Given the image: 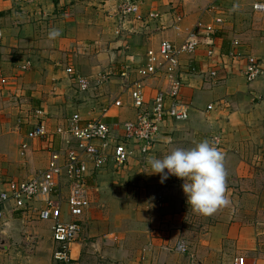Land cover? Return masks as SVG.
I'll return each instance as SVG.
<instances>
[{
    "label": "crops",
    "instance_id": "0c3cea01",
    "mask_svg": "<svg viewBox=\"0 0 264 264\" xmlns=\"http://www.w3.org/2000/svg\"><path fill=\"white\" fill-rule=\"evenodd\" d=\"M118 1L99 0L97 12L94 8L84 7V4L87 3L84 0H0L2 46H9L7 49L6 47L2 48L8 54H16V57L25 59L21 65L27 61L30 65L26 73H20L22 80L17 92H22L26 96L30 95L31 99H34V102L31 100L33 102L30 106L32 110L28 115L30 127L24 133L19 145L20 151V146L26 142L28 149L24 153V161L19 162L25 171L33 170L36 173L18 181H27L44 172L50 152H57L61 148L59 137L55 135L53 136L55 144L51 147H48L47 142L44 141H26V133L40 120L37 112L42 113V121L48 125L50 131H53L54 126L63 125L65 119L73 114H78L85 121L83 115L87 112L88 105L94 106L98 100L91 97L88 104H81L79 99H74L73 94L67 88L70 81L59 69H55V59L52 56H56L57 53L54 51L63 49L65 52L67 49V47L64 49L65 45H75L77 52L72 53V56L75 55L73 60L77 61V68H79V64L85 62L89 75H96L108 68V71L111 72V83L100 88L93 85L94 92L91 94V96H100L99 100H109L105 101L104 107L118 97L119 87L117 88L116 84L119 83V71L124 64L136 65L137 56L141 57L146 49L156 47L158 42L163 39L179 43L185 36L181 33L176 34L174 30H165L164 27V30L159 34L146 38V35H139V33L146 34L141 31V28L137 27V31L134 32V28L129 26L126 27V31L121 32L120 36H115L114 18L111 17L110 12ZM240 1L239 3L242 4ZM239 3L232 6V11L244 10ZM101 4L106 8L101 10ZM171 8L175 10L171 15L161 14L166 26L171 24L174 16L178 13H186V11L182 13L181 8L176 4ZM142 11L146 12L143 4ZM236 15L240 17L239 13ZM196 20L201 21L189 14L185 19V24L190 26ZM70 24L75 31L74 35L65 32ZM231 27L232 25L228 27L225 23L223 31L228 28L226 35H220L215 40L216 51L213 61H207L202 50L197 51L192 57V61L183 60L182 64L185 69L191 65L197 71L184 77L185 85L182 96L191 105L189 120L179 124L167 123L158 142L146 157L148 163L141 164L139 167L145 171L149 170L151 169L149 167L151 159H162L176 148L190 149L200 142L209 141V136L213 133L210 131L221 130L220 132L226 135L224 144L219 149L224 154L226 182L236 184L239 190L238 195L232 198V207L222 208L214 213L216 223L207 232H204V236L209 239L199 244L197 247L199 255L197 256L201 260L199 262L204 264H232L237 257L243 258L245 264H264V182L258 185V191L255 192L252 190L255 185L247 181L246 178L240 177L239 174L243 169L246 170V165L250 166L252 163L242 162L239 158V150L236 149L238 141L242 139L240 134L246 130L245 116L248 112L251 113L253 108H257L259 101L264 98V85L259 80L249 85L244 81L242 71L245 68V58L250 56L251 51L248 46H243L244 43L238 40L236 34H232ZM52 29L59 30L61 34L55 40L50 41L47 39V34ZM234 42L237 43V47L234 46ZM61 45L64 46L61 47ZM82 46L84 51L81 50ZM212 70L217 72L218 80H209V78L207 80L208 72ZM41 82H44V85ZM150 84L153 88L147 90L148 101L159 85L156 81H152ZM122 104L123 109L115 110L111 107L110 117L104 120L109 124H115L132 119L134 109L128 95L122 97ZM208 105L214 106V109L207 112ZM71 107H73V111H70ZM62 118L64 119L62 120ZM3 146L4 143L0 145L1 148ZM14 149L13 147L10 152L16 154ZM137 157L140 156L136 152L134 158L138 159ZM111 167L114 166L107 165L99 172L94 173L92 178L88 179V184L93 187L94 183H91V179L95 182L96 178L101 175L100 173L109 171ZM229 174L231 177H228ZM5 187H0V190ZM63 197L64 199L67 197L65 191ZM234 217L237 218L234 219ZM62 218L66 222L70 221L65 210ZM28 219L29 226H26L24 224L26 219L21 218L19 213L11 214L9 209L5 211V224L0 227L1 245L3 244L0 246V264H57L51 260L52 253L57 248L52 240L51 223L41 222L33 217ZM24 234L30 237L28 242L23 240ZM80 238L70 246L71 261L68 264H89L87 259L81 256ZM29 241L34 243L32 249L28 246ZM160 246L162 245L154 242L146 244L147 256L141 264H164L152 259V254H150L160 251ZM75 248L76 252H74ZM99 248L104 258L101 264H131V262H126V251L118 244L107 241L101 243ZM200 253H210V255L208 257L205 255L204 258V256H200ZM221 255H223L222 258ZM182 258H179L180 263L178 264H187L182 261ZM225 261L227 263H224ZM134 264H139V262Z\"/></svg>",
    "mask_w": 264,
    "mask_h": 264
},
{
    "label": "rangeland",
    "instance_id": "374dc122",
    "mask_svg": "<svg viewBox=\"0 0 264 264\" xmlns=\"http://www.w3.org/2000/svg\"><path fill=\"white\" fill-rule=\"evenodd\" d=\"M84 1L87 2L84 4V7L87 9L94 8L98 12L99 0ZM207 1L208 0H142L141 4L144 5L146 12H158L159 14L164 13L170 15L175 11L171 7L176 4L181 8L182 13L186 11V13L188 12L190 15H194L196 19L201 20L203 23H209L216 16H221L228 27L232 25V34H236L238 40L244 43L243 46H248L250 49V56L247 57L257 59L263 63L264 13H256L251 10L254 0H241L242 4L239 3V0H219L215 2L211 0V3ZM237 3H239L241 8L244 10L232 11V6ZM105 8L106 7H103V4H101V10ZM146 12L143 14H146ZM186 13H178L175 15L171 24L169 26L164 25L161 32L164 30V27L165 30H174L173 24L176 23L177 19H179L181 35L187 34L197 20L194 24L186 26L185 19L189 16V14L187 13V15ZM236 13H239L240 17L236 15ZM205 19L207 21H204ZM116 24L118 25L119 22L116 23L114 18L115 28ZM71 25L72 24L66 28L65 32H70V34L74 35L75 31ZM127 26L134 28V32L135 29L139 27V25L125 24L123 31H126ZM153 27L154 25L150 23L148 29H145L144 31L146 34L139 33V35H146V38L149 37L148 33ZM226 30H228V28H226ZM226 30L222 32V35H226ZM120 34L118 36H120ZM181 42L182 40L179 43H175V45L178 46ZM2 45L0 47V145L4 143V149L3 147H0V187L3 188L7 182L14 180L18 181L19 179H24L28 176L30 177L34 175L36 171H25V168L19 162L24 161L25 159L24 155L19 153V145L22 141L24 133L30 127L28 123V115L32 110L30 106L34 102V99H31L30 95L26 96L25 94H22V92H17L18 86L22 80V75H20V73H26L28 70L27 68L30 66L29 61L21 65V62L25 59L16 57V54H8V52L4 50V47L7 49L9 46L4 45L3 47ZM63 46L64 45H61V47ZM65 47H67L65 52H63V49H59V51H54L57 54L52 57L55 59H53L55 61V69H59L60 72L63 73L72 83L71 84L69 82L67 88L73 94L74 99H79L81 104H88L91 97L98 99L94 106L91 104L88 105L86 109L87 112L83 115L84 117H82L86 119L85 121L99 120L104 124H109L104 119L110 117V110L107 114H105V110H107V106L113 103V101L118 97L113 99L109 105H105L103 107V104H106L109 100H99L101 98L100 96H91L94 92L92 87L86 91H81L78 82L70 80L68 74L66 73V70L71 69L72 72L77 74V77L87 81H95L94 83L96 85L98 83V80H96L97 77H99V75L103 72L108 71V68L107 70L104 69L100 71L96 75L94 74L95 76L89 75V73H87L88 66L85 62L79 64V69L76 66L77 61L73 60L75 55L72 56V53L77 52L75 45H65L64 49ZM156 47L146 49L141 57L137 56L136 63L141 64L140 61L144 57L146 51ZM83 48L84 47L82 46L81 50L84 51ZM203 55L207 61H213L212 58L209 59L206 57L204 51ZM194 56L195 54L184 56L182 57L183 59L181 62L183 63L184 59L192 61V57ZM29 59L32 60L31 58ZM246 59L247 58H245V62ZM182 63L178 73L186 77L187 74L191 73L188 72L189 66L185 69ZM242 72H244V70ZM119 78L120 76L118 75L119 83L116 85L117 88L119 87V91L121 92L122 84L121 79ZM160 80L162 81L163 77L147 82V87L145 86L146 97L148 95V89L153 88L150 83L152 81H156L160 84ZM1 81H4V83H1ZM259 81H261L264 85V78H262V80L259 79ZM110 83L111 79L109 77L108 82L99 83L96 87L100 88L107 86ZM41 84L44 85V82H41ZM123 108L124 106L120 109ZM70 111H73V107H71ZM63 119L64 118H62V120ZM244 121L246 122V130L240 134V138L242 139L238 141L239 143H237L236 149L239 150L240 160L244 163H252V165H246L248 169H243L239 175L254 184L255 186L252 190L257 192L258 185L264 182V98L259 101L257 108H253L251 113H247ZM220 131H210L213 133L209 136L210 140L208 141L212 146L218 149H220V147L224 144L226 136ZM115 142H119V140L116 139ZM54 144L55 143H52V146ZM13 147L15 148L14 151L16 154L10 152ZM248 154L252 156L254 155V157H249ZM146 163H148L147 159L142 160L140 157L138 159L133 158L125 167L120 169L111 167L112 169L110 168L109 171L100 173L101 175L96 178L95 182L91 179V183H94L93 187L88 184V189L90 190V205L86 211L85 217L87 218L84 219L85 221L82 226L80 241L82 244L81 256L82 258L87 259L89 264H101V262H103L104 258L99 245L107 241L113 244H118L124 249V251H126V262L134 264L138 261L139 264H141L147 256V253L145 252L146 244L154 242L159 245L172 247L174 243L179 240H183L187 243L189 247V254L193 256L195 262L200 263L199 261L201 260H199L197 256L199 255L197 247L200 243H202V241L209 239V237L204 236V232H207L209 228L216 223L214 213L209 216H202L193 213L191 208L187 206L186 197L182 191L183 181L177 179L176 177H170L165 182L161 183L159 175H149L151 173V169L145 171L139 167V165ZM149 167L151 168V166ZM229 176L231 177V174H229L228 177ZM238 190L239 189L236 184H232L229 181L226 182V197L229 200V204L219 208L217 211H220L222 208L232 207V198L238 195ZM11 214L14 213L12 212ZM235 218L237 217H234V219ZM4 224L5 221L1 222L0 227ZM24 224L29 226V219L28 221L25 220ZM29 238L30 237L28 235H23L24 241L28 242ZM1 243L2 239L0 238V246L3 245H1ZM33 245L34 243L29 241L28 246L31 249L33 248ZM76 251L77 250L75 248L74 252ZM150 254H152V259L161 261L164 264H178L180 263V257H183L182 261L190 264L188 256H180L166 251L163 248H160V251L156 253L152 252ZM205 255L208 257L210 253H200V256H204V258L206 257ZM222 257L223 255H221V258ZM51 260L52 262H56L53 259V253ZM56 263L58 264V262ZM224 263H227V261Z\"/></svg>",
    "mask_w": 264,
    "mask_h": 264
},
{
    "label": "built area",
    "instance_id": "2783aa9c",
    "mask_svg": "<svg viewBox=\"0 0 264 264\" xmlns=\"http://www.w3.org/2000/svg\"><path fill=\"white\" fill-rule=\"evenodd\" d=\"M215 1L219 0H213ZM252 10L264 13V0L254 1ZM143 13L140 0H119L110 13L116 23L119 22L114 35L118 36L125 24L139 25L141 31H145L152 23L154 27L149 31V36L161 32L164 26L162 15L158 12ZM179 21L177 19L173 24L177 34L181 30ZM224 25L225 21L221 16H216L209 23L197 21L185 34L180 45L161 40L156 48L146 51L141 64H124L119 71L121 92L107 106L105 114L111 107L119 110L123 106L121 97L128 94L134 109L133 118L130 120L104 124L99 120L83 121L78 114H73L65 119L63 125L50 131L48 125L42 121V113L37 112L40 120L26 133V141H44L51 147L55 135L59 137L61 148L57 152H50L44 172L27 181H9L5 189L0 190V223L5 220L7 209L11 213H19L26 220L33 217L41 222H50L52 240L57 247L53 252V259L60 264H68L71 261L70 246L79 240L90 205L88 179L107 165H113L117 169L125 167L135 157L136 152L145 160L161 137L166 123L188 121L190 103L182 96L185 76L178 73L182 57L203 50L207 58L213 59L216 51L215 40L222 35ZM2 40L3 33L0 28V47ZM236 44L234 42L235 47ZM188 72L194 74L197 71L194 66L189 65ZM66 73L70 80L78 82L81 91L95 85V81L81 79L71 69L66 70ZM109 77L111 72H103L97 77L96 85L108 82ZM162 77L163 80H160L161 83L148 101L145 93L147 82ZM243 77L246 84L264 78V62L247 57ZM208 78L219 79L215 70L208 72ZM213 109L214 106L208 105L206 111ZM116 139L119 142H115ZM27 149L25 142L20 146L21 155ZM64 191L67 193L65 199ZM64 210L70 217L68 222L62 218ZM160 248L180 256H188L190 264H203L195 262L183 240L176 241L172 247L162 245ZM232 264L245 262L243 258L237 257Z\"/></svg>",
    "mask_w": 264,
    "mask_h": 264
},
{
    "label": "clouds",
    "instance_id": "9594fccd",
    "mask_svg": "<svg viewBox=\"0 0 264 264\" xmlns=\"http://www.w3.org/2000/svg\"><path fill=\"white\" fill-rule=\"evenodd\" d=\"M60 34L59 30L52 29L47 39L55 40ZM149 164V175H159L161 183L170 177L183 181L182 191L193 213L209 216L229 204L224 154L208 141L190 149L176 148L162 159H151Z\"/></svg>",
    "mask_w": 264,
    "mask_h": 264
},
{
    "label": "trees",
    "instance_id": "16d2710c",
    "mask_svg": "<svg viewBox=\"0 0 264 264\" xmlns=\"http://www.w3.org/2000/svg\"><path fill=\"white\" fill-rule=\"evenodd\" d=\"M190 107H191V105H190ZM162 133H163V130H162Z\"/></svg>",
    "mask_w": 264,
    "mask_h": 264
}]
</instances>
